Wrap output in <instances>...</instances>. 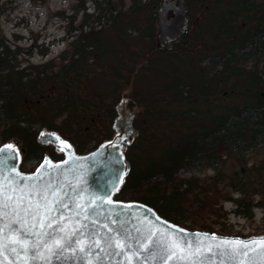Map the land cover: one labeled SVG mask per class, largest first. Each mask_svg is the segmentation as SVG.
Returning <instances> with one entry per match:
<instances>
[{
  "label": "trees",
  "instance_id": "trees-1",
  "mask_svg": "<svg viewBox=\"0 0 264 264\" xmlns=\"http://www.w3.org/2000/svg\"><path fill=\"white\" fill-rule=\"evenodd\" d=\"M77 1L72 15H54L69 23L67 37L74 38L44 63L19 64L24 50L9 46L0 29V143L21 140L23 172L45 154L62 157L36 143L41 129L57 131L78 153L94 149L111 136L114 105L132 83L134 64L145 60L135 85L147 81L146 67L160 82L136 100L143 119L125 154L130 172L113 199L146 204L188 230L241 235L220 219L230 212L252 219L254 208L264 209V159L257 164L245 159L264 147V10L258 13L264 0H225L220 14L212 11L222 0H186L183 40L189 35L195 40L192 15L199 12L217 45L201 44L203 54H189L186 61L177 57L180 64L167 63L166 73L164 58H152L159 0H88L91 11L86 0ZM3 11L0 5V16ZM149 62L161 65L150 68ZM205 168L212 174L200 177ZM182 170L190 175L181 176ZM223 201L233 208L222 212Z\"/></svg>",
  "mask_w": 264,
  "mask_h": 264
},
{
  "label": "snow or ice",
  "instance_id": "snow-or-ice-1",
  "mask_svg": "<svg viewBox=\"0 0 264 264\" xmlns=\"http://www.w3.org/2000/svg\"><path fill=\"white\" fill-rule=\"evenodd\" d=\"M41 137L64 152L73 164L77 163L71 145L59 135L41 133ZM19 155L13 144L0 148V221H3L0 256L12 254L7 264H52L54 258H74L82 264H96L92 259L94 250L97 260L103 256L122 257V264H133L143 254L153 261L159 259L161 264H206L214 259L218 264L226 261L256 264L257 258L264 264V238L246 241L208 233L189 234L184 229L168 225L158 216L157 224L135 218L143 225L135 229L140 234L135 244L129 242L133 239L130 232L116 231L108 224L102 227L109 234L100 236L99 232H92L90 235L89 223L85 221L95 225L101 216L123 229V222L116 219L120 213L114 209L125 206L112 201L110 190L97 195L94 192L88 194L84 188L77 191L73 186V195L69 196L65 191L66 177L60 181L53 175L59 173L61 165L53 164L47 157L35 173L24 175L15 164H8ZM92 156L95 157L96 153ZM69 160H64L63 165L67 166ZM117 179L122 182L119 175ZM112 188L118 190L115 184ZM69 200L70 203L66 202ZM65 211L71 214L65 215ZM147 211L151 212V209ZM160 224L166 227L162 229ZM168 228L173 231H167Z\"/></svg>",
  "mask_w": 264,
  "mask_h": 264
},
{
  "label": "water",
  "instance_id": "water-1",
  "mask_svg": "<svg viewBox=\"0 0 264 264\" xmlns=\"http://www.w3.org/2000/svg\"><path fill=\"white\" fill-rule=\"evenodd\" d=\"M186 13L187 7L184 0H159L156 11V19L154 23L156 28L154 41L155 47L157 49H163L168 45H172L178 42L185 35L188 28V18L186 16ZM126 94H128V88L123 91L122 96L114 107L115 117L112 122V136L109 139L101 142L96 148L87 153L78 154L71 142L63 138L60 134H58V132L54 130L43 129L39 131L36 136V142L39 145H51L54 148L55 152L63 154V159L59 161H52L48 156L45 157H47L53 164L61 165L59 173H53V175L60 181H64L66 177L65 191L69 193V196L73 195V186L77 188V191H79L80 188H84L86 189V192L88 194L94 192L97 195H102L105 191L110 190L112 201L116 205L125 206L116 207L114 209L115 212L120 213V215L116 217V219L123 222V229L120 228L119 224H112L111 221L106 220L103 216H101L98 218L97 224L95 225H92L89 221H85V223H89V234L91 235L92 232H99L100 236L109 234L107 232V229L102 227V225L108 224L116 231L122 232L124 230H127L128 232H130L133 239L129 242L135 244L136 239L140 236V234L137 233L135 229L136 227H143L141 220L135 218L139 217L141 219L151 221L152 224H157L158 222L156 221V217L158 216L162 221L167 222L168 225H173L175 226V228L184 229L189 234L208 233L210 235L215 234L216 236L221 238H239L246 241L264 238V235L239 237L220 235L216 233L197 230H188L166 220L165 218H162L152 207L146 204L140 202H123L113 199V195L122 187L125 178L130 172V164L125 158V152L128 145L138 134L137 129L132 125L134 117L133 113L136 109V103L130 97L125 96ZM41 133H55L56 135H59L63 140L67 141L71 145V153L75 158H77V163L73 164L64 152H60L57 150L55 145L46 143L45 140L41 137ZM7 144H13L20 153L18 158L8 161L9 166L15 164L17 169L20 171L19 166L23 153V149L20 147L21 141L18 138H11L9 141L0 144V148H3ZM93 153H96L95 157L92 156ZM45 157L36 166L34 171L30 173H24L22 171L20 172L24 175H32L36 172L37 168L40 167V164L44 162ZM64 160H69V164L67 166L63 165L62 162ZM73 169H75V171H72ZM117 175L122 178V182L117 179ZM113 184L116 185V189L118 190L112 188ZM85 198H87V195ZM66 202L70 203V200ZM127 205H132V207L128 208L126 207ZM147 209H151V212H148ZM64 214L70 215L71 213L65 211ZM2 225L3 221H0V226ZM159 226L162 229L166 227L165 224H160ZM167 231L171 232L173 231V229L168 228ZM11 256V253H5L3 256H0V264H7ZM92 259L94 262H96V264H122L123 262L122 257L115 256H103L102 259L97 260L96 250H94ZM37 264H39V262H37ZM52 264H82V262L74 258H54ZM133 264H161V262L159 261V259L153 261L147 254H143L139 255V259H135L133 261ZM169 264H175V262H169ZM206 264H218V260L214 259L210 262H206ZM225 264H232V262L226 261ZM256 264H261L259 258H257Z\"/></svg>",
  "mask_w": 264,
  "mask_h": 264
},
{
  "label": "rangeland",
  "instance_id": "rangeland-1",
  "mask_svg": "<svg viewBox=\"0 0 264 264\" xmlns=\"http://www.w3.org/2000/svg\"><path fill=\"white\" fill-rule=\"evenodd\" d=\"M81 4V1L77 0H0V5L3 7L4 11L0 16V29L2 30L5 38L8 41L9 46H18L24 50L17 60L21 65L30 64H41L45 61L56 58L67 46V43L70 42L74 37H67L69 35L70 25L66 20H60L55 17V13L59 11H64L65 15L70 16L73 13V8L75 5ZM222 5V6H220ZM85 7L91 11L92 3L88 0L85 1ZM221 7L227 8L225 4V0H222V3L218 5L215 9H213V14L222 13ZM264 10L262 6L258 13H261ZM256 11V10H255ZM252 14V16L258 15ZM211 15L207 14V16ZM199 12L192 15V20L194 24L197 25L192 30V36L195 38H191L189 35L186 39L183 38L172 44L161 49V52L157 49L154 51L152 58L161 57L164 58L163 63L165 66L164 70L167 69V65L171 64L176 65L180 64L177 57H180L183 61L187 60L189 54L197 55L203 54V52H199L201 49V44H207L216 46V41H212L209 37L208 31L205 29V25L207 20H200ZM195 18V19H194ZM80 14L78 15L74 25L76 26L79 23ZM250 20H244V23L247 26ZM244 23L242 25L244 26ZM254 25L250 24V27ZM78 31H74L72 34H77ZM179 43V44H178ZM178 44L177 46H174ZM31 49L30 55L25 53V50ZM177 59V62H176ZM168 63V64H167ZM144 65L147 66L145 60H140L136 62L133 66V71L137 68L139 71L141 67ZM157 63L154 65L149 62V67L160 66ZM187 66V65H186ZM171 67V66H169ZM147 68V67H146ZM143 69V75L145 76V83L142 81H138L135 85V77L131 76L132 83L128 88V94L131 96L133 92H135L136 98L135 100L141 99L144 96V92L146 89L150 88L152 84L160 82V77L155 74V72L150 73L148 76L147 70ZM138 74V73H137ZM149 78V79H148ZM134 82V83H133ZM144 84V85H143ZM226 92V91H225ZM143 107L137 102V106L135 112L138 113V119L141 121L143 117L139 116ZM34 129H38L37 126ZM100 129V128H99ZM138 158L137 154H133V159L136 160ZM245 159L250 164H257L259 160L264 159V147H261L245 156ZM231 166L229 160L224 166V170L226 173L231 171ZM212 174V171L208 168L200 171L198 175L200 177L209 176ZM180 175L183 177H188L190 175L189 172L184 170L180 171ZM220 207L222 212L230 210L233 208V205L229 201H223L220 203ZM220 221L224 222L225 225H229L231 228V233H237L241 235H263L264 234V209L254 208L253 209V218L245 219L242 217H236L235 215H226V217H222Z\"/></svg>",
  "mask_w": 264,
  "mask_h": 264
},
{
  "label": "flooded vegetation",
  "instance_id": "flooded-vegetation-1",
  "mask_svg": "<svg viewBox=\"0 0 264 264\" xmlns=\"http://www.w3.org/2000/svg\"><path fill=\"white\" fill-rule=\"evenodd\" d=\"M139 72V70L137 69V68H135V70L131 73L132 75V77H135V75L137 74ZM121 95V94H120ZM134 101H135V103H136V105H137V102H136V100L135 99H133ZM112 121H113V119H112ZM142 121V120H141ZM139 123H140V120L138 119V113H137V111L135 112L134 111V117H133V125L136 127V125H139ZM111 125H112V122H111ZM110 125V126H111Z\"/></svg>",
  "mask_w": 264,
  "mask_h": 264
}]
</instances>
